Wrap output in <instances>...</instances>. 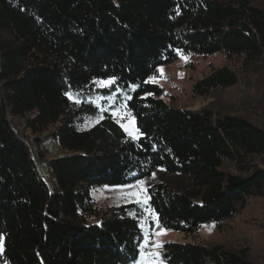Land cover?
<instances>
[{
	"label": "trees",
	"instance_id": "16d2710c",
	"mask_svg": "<svg viewBox=\"0 0 264 264\" xmlns=\"http://www.w3.org/2000/svg\"><path fill=\"white\" fill-rule=\"evenodd\" d=\"M177 50L239 58L254 80L246 112L166 103L163 89L145 81L177 61ZM110 77L132 97L126 104L143 133L136 140L111 110L92 103L110 94L92 81ZM239 82L223 66L192 90L204 97ZM18 121L36 135L56 125L51 138L65 152L45 163L48 177L32 147L40 139L28 142ZM262 157L264 0H0V264H129L145 214L131 203L98 216L94 188L158 169L187 175L193 189L183 194L161 183L148 194L163 228L193 236L264 198ZM163 257L167 264H264L248 246L168 243Z\"/></svg>",
	"mask_w": 264,
	"mask_h": 264
},
{
	"label": "rangeland",
	"instance_id": "374dc122",
	"mask_svg": "<svg viewBox=\"0 0 264 264\" xmlns=\"http://www.w3.org/2000/svg\"><path fill=\"white\" fill-rule=\"evenodd\" d=\"M184 57L187 59H182V56H180L177 61L159 67L158 69H163V73L161 74L157 69L156 74L152 76L156 78V82L153 84L163 89L162 99L166 103L175 107L193 110L207 107L221 115L232 114L233 116L234 114L238 115L246 112L247 105L252 101V83L254 80L252 74L246 70L244 71L239 58H228L224 54H217L210 57L190 54ZM223 66L230 68V70L232 69L238 74L240 82L236 87L224 91L215 90L204 97H199L193 93L192 89L198 81L209 75L213 70H217ZM103 101L104 99H101L98 103L102 106L105 103ZM105 101L107 107L109 101L106 99ZM112 107L118 108L115 104L112 105ZM113 119L117 122L116 117H113ZM126 122V120H121L117 123L120 125V123ZM18 123L21 127V132L28 142L33 141L34 138L40 139L38 142H32V147L39 171L45 177H48L45 163L65 152L62 151L51 138V133L56 129V125L50 126L48 131L36 135L28 131L21 122L18 121ZM259 163L261 167L264 168L263 157ZM227 170L236 173L232 165L227 164ZM153 173H155V178H153V174L150 177L143 178V180L146 181L147 191L151 186L158 183L165 184L171 190L179 194L193 189L191 178L187 175L164 172L163 169H158ZM136 183L137 181L129 184ZM122 186L98 187L90 192L95 206H97L98 216L113 207L131 203L136 204L135 197L132 199H125L124 196L133 191L139 192L140 189H128ZM194 200L195 202H200L199 197L194 198ZM141 210L144 212V217H146L149 222H154V217L148 216L143 207H141ZM96 220H98V218H92L88 221L94 222ZM160 227L162 226L160 225ZM141 228L142 241L139 247V254L138 257L129 264H148V257L145 256L142 258L141 250L143 249L145 253H151L155 250L153 244L156 242L163 245V248L160 250L162 254V264H167L163 257V251L164 245H168V243L221 245L228 249H241L244 246H248L251 249V256H253V258L258 261H264V198L251 199L247 208L240 214H237L232 220L224 222L219 227L215 225L204 226L193 236H185L180 232L168 229H166L167 231L165 234L156 236L152 234V232L159 231V229L154 227V223L151 230L147 223ZM145 236H149V243L146 248L143 247L145 243L143 237Z\"/></svg>",
	"mask_w": 264,
	"mask_h": 264
},
{
	"label": "snow or ice",
	"instance_id": "6c2138e0",
	"mask_svg": "<svg viewBox=\"0 0 264 264\" xmlns=\"http://www.w3.org/2000/svg\"><path fill=\"white\" fill-rule=\"evenodd\" d=\"M177 53L182 56V54L180 53V50H177ZM182 59L186 60L187 58L182 56ZM158 71L161 74L163 73L162 68L158 69ZM116 80H117L116 77H110L106 80H93L92 84L96 85L97 87L109 89L110 94L105 96V97L97 96L96 100L92 101V103H94L98 108H100L101 113L111 110L110 111L111 116L116 117L118 123L121 120H126L127 121L126 123H120V127L123 128V130L128 134V136L131 139L136 140L140 136H142L143 133H141L139 131V129L135 127V117L132 115L130 109H128V106L126 104V101L132 99V97L129 96L122 88H120L118 85H116ZM148 82L155 83L156 78L152 77L149 79V81H145V83H148ZM113 86H115V87H113ZM138 87H139V85H129L128 86V88L132 91H135L136 88H138ZM66 95L68 96L69 100H73L77 104L82 102L78 97H74V95L71 92H66ZM121 95L123 96L125 103H121L118 108L113 109L112 105L115 104L116 100ZM101 99H106L109 101L108 107H102L98 103ZM104 118L105 117L103 115H100L98 117V121L102 120ZM153 178H155V173H153ZM122 187H127L128 189L139 188L140 189L139 192L133 191L131 193L126 194L124 196V198L125 199H132L135 197L136 198L135 202H136L137 206L143 207L144 211L148 214V216H151V217L156 216L154 210L151 208V206L149 204V200L151 199V196L148 194L145 180L141 179V180H138L136 184H129V185L122 186ZM133 215L135 216V214H133ZM146 223L148 224V227L150 230L153 228V223H154V227L159 229V231H153L152 232V234H154L156 236H160L162 234H165L167 231L166 229H163L162 227H160L158 217L155 218L154 222H149L146 217L141 216V218H140L141 227H144V225ZM212 227H214V226H212ZM143 239L145 241L143 247L146 248L148 246V243H149V236H145V237H143ZM3 248H4V245L2 243V238H0V252L3 251ZM153 248L155 250L152 251L151 253H145L142 249L141 250L142 258L147 256L148 257V264H158V262H159V264H162V260H161L162 254H161L160 250L163 248V245L160 244L159 242H156L153 244Z\"/></svg>",
	"mask_w": 264,
	"mask_h": 264
}]
</instances>
